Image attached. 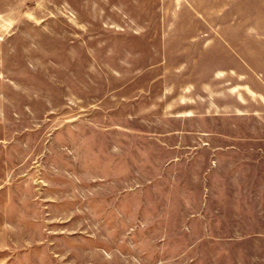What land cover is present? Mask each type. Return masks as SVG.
<instances>
[{
  "label": "rangeland",
  "instance_id": "rangeland-1",
  "mask_svg": "<svg viewBox=\"0 0 264 264\" xmlns=\"http://www.w3.org/2000/svg\"><path fill=\"white\" fill-rule=\"evenodd\" d=\"M202 54L264 75V0H0V264H184L205 228L129 190L145 149L105 129L147 107L135 69Z\"/></svg>",
  "mask_w": 264,
  "mask_h": 264
},
{
  "label": "crops",
  "instance_id": "crops-1",
  "mask_svg": "<svg viewBox=\"0 0 264 264\" xmlns=\"http://www.w3.org/2000/svg\"><path fill=\"white\" fill-rule=\"evenodd\" d=\"M178 61L171 66L156 60L135 69L134 76H151L150 90L141 94L148 105L132 116L130 100L119 96L125 102L112 113H121V120L111 117L105 129L145 149L142 172H135L129 190L157 194L161 183L165 210L182 213L181 228H205L185 235L189 246L171 261L195 264L197 256L207 264H264V230L208 228L264 222V75L225 66L211 69L203 54ZM136 118L141 125L134 127ZM111 149L117 150L114 144Z\"/></svg>",
  "mask_w": 264,
  "mask_h": 264
}]
</instances>
